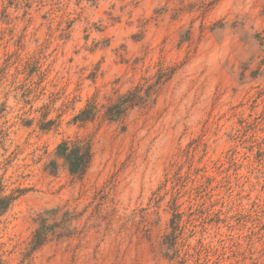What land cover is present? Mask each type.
I'll use <instances>...</instances> for the list:
<instances>
[{
    "label": "rangeland",
    "instance_id": "1",
    "mask_svg": "<svg viewBox=\"0 0 264 264\" xmlns=\"http://www.w3.org/2000/svg\"><path fill=\"white\" fill-rule=\"evenodd\" d=\"M0 181V264H264V0H0Z\"/></svg>",
    "mask_w": 264,
    "mask_h": 264
},
{
    "label": "trees",
    "instance_id": "2",
    "mask_svg": "<svg viewBox=\"0 0 264 264\" xmlns=\"http://www.w3.org/2000/svg\"><path fill=\"white\" fill-rule=\"evenodd\" d=\"M156 86H147L143 89V85L136 86L130 91L124 94L117 95V97L108 105L104 107V117L111 121H118L123 117L130 108L134 106L145 105L148 102H152V95L157 91ZM95 112L91 107V104L87 108L83 109L79 114L80 120H87L93 118ZM56 158L61 159L68 172L75 176H81L88 168L91 158L92 150L91 146L82 140L74 142H62L60 143L55 152ZM14 192H7L6 187L0 181V217L9 209L14 200L16 199ZM47 212H53L54 210H45ZM40 225L36 228L33 234V245L38 247L47 240V236L52 231V227L56 225V222L45 224V219H41ZM171 231L163 235V241L160 243L159 251L167 252L172 242L176 238V226L177 222L172 220Z\"/></svg>",
    "mask_w": 264,
    "mask_h": 264
}]
</instances>
